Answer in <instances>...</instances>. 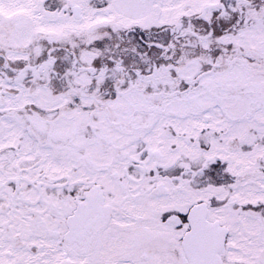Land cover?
Instances as JSON below:
<instances>
[{"label":"flooded vegetation","instance_id":"obj_1","mask_svg":"<svg viewBox=\"0 0 264 264\" xmlns=\"http://www.w3.org/2000/svg\"><path fill=\"white\" fill-rule=\"evenodd\" d=\"M186 65L207 69L200 85L247 82L251 110L137 121V99L185 96ZM263 71L264 0H0V140L65 161L67 179L0 186V264H264Z\"/></svg>","mask_w":264,"mask_h":264},{"label":"rangeland","instance_id":"obj_2","mask_svg":"<svg viewBox=\"0 0 264 264\" xmlns=\"http://www.w3.org/2000/svg\"><path fill=\"white\" fill-rule=\"evenodd\" d=\"M225 49V47L223 46ZM96 54L98 51H94ZM215 53V52H214ZM229 53V50L227 51ZM227 53H224V55H228ZM216 54V53H215ZM221 54H216V56H220ZM185 72H183V75L185 77H190L189 79L192 80V77L194 74L198 73H203L207 69L204 66H197V65H186L184 67ZM178 71V70H177ZM176 71V73H177ZM183 71V69H182ZM181 71V72H182ZM194 79V78H193ZM262 79H264V71L262 75ZM259 84V83H258ZM172 87V85H171ZM260 88V86H258ZM190 92V91H189ZM191 93V92H190ZM188 94V93H187ZM231 94V93H230ZM207 97V96H206ZM206 101H204L201 104L200 112H198L197 108L195 105L193 106L194 108L190 110L187 109L185 114V118L182 121H185L186 123L188 122H197L201 121L202 117L204 115L208 116L211 120V117L213 116V112L215 107L220 106V107H229L233 111L234 116H240L243 115L241 113V110L243 108H248L247 111H250L249 106L250 102L246 98L238 97L235 94H231L228 97L226 96H211L208 98H205ZM107 102L105 105L109 106L111 104V109L115 107L114 101L108 100L107 98L105 99ZM64 104V103H62ZM43 105L47 106H54V105H60L59 103H51V102H43ZM97 114H94V117H97ZM259 120H264V112L259 113L258 115ZM0 114V126L2 122H9V120L1 118ZM112 116L110 120H113ZM151 115H149L146 119H150ZM99 120V119H96ZM104 120V118H103ZM236 120V119H235ZM171 119H160L155 121L156 123H153L154 128V135L151 137L152 142L155 144L158 142V137L162 129L164 128L165 124L168 122H171ZM58 125L59 128L62 131H67L69 133H72L76 130V127H73V122H69L66 118L62 120H58ZM178 130L176 129V132ZM238 132H242V130H233V137H239L237 135ZM17 141L12 140L11 138L5 137V134H3L1 140H0V186L4 187H21V186H26V185H34L41 190H44L45 188L55 185V186H64L67 184V179H66V167H65V161H57L58 159H53L48 156H42L39 160L35 159L32 156L24 155L19 149H14V148H8L9 145H14L16 144ZM165 143H173L174 144V154L171 155L172 157H176L179 153L178 150V139L177 138H170L165 141ZM186 148H185V154L189 158L195 156V151H193V145L185 143ZM97 148L92 147L91 148V153L97 154ZM171 151H168L170 153ZM171 161L173 159H170ZM11 161L14 162V166L11 164ZM3 176H6V178ZM77 185H74L76 187ZM254 194V190L251 189L250 197H252Z\"/></svg>","mask_w":264,"mask_h":264},{"label":"trees","instance_id":"obj_3","mask_svg":"<svg viewBox=\"0 0 264 264\" xmlns=\"http://www.w3.org/2000/svg\"><path fill=\"white\" fill-rule=\"evenodd\" d=\"M238 73L241 74V71ZM170 74H171V72H170ZM174 83L177 84L178 82L177 81L173 82L172 77L170 76L169 85H172ZM161 85H164V84H161ZM184 85H185L184 89L186 91L184 97L166 95L164 97L142 98V99L139 98V99H137L139 101V102H137V105L139 107H142V109H140L137 112V116H138L137 121L147 122V121H149V119L148 120L146 119L147 116H149V115L156 116V115L160 114L161 112L166 111L165 110L166 108L171 107L173 105H176L178 107V105L183 104L182 107L187 108V109L190 108V110L194 108L193 107L194 105H195V107H197V106L199 107L204 101H206L205 98L210 97L208 95L203 96L201 94L200 91H203L204 88H207L210 90H216L219 94L225 93L228 91V92H231V94L233 92L238 97H242V98L248 97V93H243V92H246L247 82H244V81L239 80V79H233L232 78L231 80H229V79H226L225 77L222 79L217 77L214 81H212L210 83L200 85V83H198L195 80V75H194L192 77V80H186ZM249 88H251V87H249V83H248V89ZM249 91H252V90H249ZM238 92L240 94H238ZM231 94H228V95L230 96ZM245 94H247V95H245ZM94 95L97 96L95 99H98L99 97H101L97 91L94 92ZM219 96H217V97H219ZM106 98L108 100H111V101L116 100L115 97L107 96ZM120 103H121V105H130V99L125 98L123 100H120ZM187 109H185V110L187 111ZM111 115L115 116V115H118V113L116 112V110L111 109ZM122 115H126L125 119H124L126 121H130L132 118L131 117L132 114L123 113Z\"/></svg>","mask_w":264,"mask_h":264},{"label":"water","instance_id":"obj_4","mask_svg":"<svg viewBox=\"0 0 264 264\" xmlns=\"http://www.w3.org/2000/svg\"><path fill=\"white\" fill-rule=\"evenodd\" d=\"M91 70H93V69H85V71H87V72H89V71H91Z\"/></svg>","mask_w":264,"mask_h":264}]
</instances>
